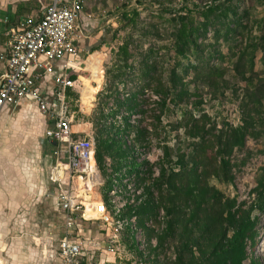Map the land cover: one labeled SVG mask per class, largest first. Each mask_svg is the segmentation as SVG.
Segmentation results:
<instances>
[{"label": "rangeland", "instance_id": "rangeland-1", "mask_svg": "<svg viewBox=\"0 0 264 264\" xmlns=\"http://www.w3.org/2000/svg\"><path fill=\"white\" fill-rule=\"evenodd\" d=\"M208 6L217 10L206 16ZM83 9L85 27L79 43L83 63L73 73L76 80L91 77L89 54L100 53L94 61L100 65L102 83L89 109L82 104V82L70 89L67 101L73 124H87L90 130L89 135L76 137L94 141L95 151L99 140H108L111 147L103 151L104 169L97 164L100 184L84 194V181L72 178L68 171L56 180V158H46L53 155V149L44 143L40 180L45 188L37 202V218L31 223V235L42 238L32 243L36 257L31 262L43 264L47 250L58 247L60 228L55 233L46 226L52 221L61 224L52 200L55 189L87 196V208H97L104 200L110 216L115 204L123 205L126 216L135 220V226L120 236V254L112 255L115 261L106 264L205 261L211 256L214 237L220 238L217 228H227L228 237L233 233L224 221L226 205L248 208L263 189L264 122L256 116L253 95L264 94V0H83ZM182 21L192 34L183 55L178 52ZM218 71L223 72L221 76ZM181 91L186 93L179 101ZM191 113H207L216 134L226 136L246 120L253 121L257 126L253 131L259 132L233 150L232 181L210 178L211 203L219 204H210L202 219L194 222L188 221L187 212L181 216L168 213L173 191L161 180L163 169L168 177L179 157L189 163L195 153L198 140L188 135L185 126ZM166 150L173 163L167 162ZM174 167V172L181 169ZM113 177L120 183L117 194L111 196ZM30 209V216L35 215L36 208ZM254 215L261 217L259 237L254 254L250 246L248 250L250 258L264 264V214L256 211ZM87 226L101 243L96 223ZM100 247L94 264H101L102 254L108 255L107 246L101 243Z\"/></svg>", "mask_w": 264, "mask_h": 264}, {"label": "built area", "instance_id": "built-area-1", "mask_svg": "<svg viewBox=\"0 0 264 264\" xmlns=\"http://www.w3.org/2000/svg\"><path fill=\"white\" fill-rule=\"evenodd\" d=\"M46 1L42 16L22 21L18 29L11 31L7 46L0 53L3 65L0 112L5 106L16 105L22 100L35 101L51 123L46 137L50 142H56V180L59 182L68 171L72 178L76 176L84 181V194H90L89 191L102 179L95 157V144L87 137L75 136L74 115L67 101V90L74 88L76 81L70 75L81 61L79 43L84 35L80 23L83 0ZM51 79L55 86L49 95L42 85ZM119 183L118 178H111V196L117 194ZM52 200L61 221L56 264H94V245L97 242L94 243L96 238L87 226L89 222L96 223L101 243L115 255L120 254L117 245L121 234L135 226V220L126 216L123 205L115 204L110 216L104 200L97 204V208H87V201H90L87 196L73 195L68 190L55 189ZM92 207L95 213L91 217Z\"/></svg>", "mask_w": 264, "mask_h": 264}, {"label": "crops", "instance_id": "crops-1", "mask_svg": "<svg viewBox=\"0 0 264 264\" xmlns=\"http://www.w3.org/2000/svg\"><path fill=\"white\" fill-rule=\"evenodd\" d=\"M46 5V0H0V53L7 46L11 31L18 29L20 23L28 17L40 18ZM84 18L83 12L82 22ZM82 22L80 23L84 28L85 23ZM82 55L81 48V61L77 63L75 72H78L79 66L83 63ZM89 55L88 63L93 67V75L91 77L81 76L75 81V87L78 82H82L81 98L84 85L88 84L95 95L102 83L100 65L95 63L97 55L101 54L94 52ZM2 66L0 62V73L3 69ZM86 78H91V81L84 83L82 79ZM93 82L97 85H92ZM54 86L55 82L51 79L42 85V89L52 95ZM84 108L89 109L85 106ZM50 126L51 123L33 100L26 99L16 105H7L0 112V264L34 263L31 262V259L36 257L32 243L40 242L42 237L31 235V223L37 218L34 217L37 215V205L39 204L37 202L41 199L40 196L45 188V184H42L40 180V171L44 169L41 159L42 155L46 153L44 143L53 149V155H46V158L55 159L56 142H50L46 137V130ZM86 126L88 125L73 124L75 136L85 133L89 135L90 130ZM32 205L36 208L35 215L33 212V216H30ZM94 213L95 209L92 207L90 216L92 217ZM46 226L55 231L59 225L52 221ZM93 236L97 239V235ZM94 246L95 257L101 247L98 242ZM57 251L58 247L57 249H48L43 264H56ZM104 252L108 254V257L102 254L101 264L115 261L112 257V255L115 257L113 252L107 249Z\"/></svg>", "mask_w": 264, "mask_h": 264}, {"label": "trees", "instance_id": "trees-1", "mask_svg": "<svg viewBox=\"0 0 264 264\" xmlns=\"http://www.w3.org/2000/svg\"><path fill=\"white\" fill-rule=\"evenodd\" d=\"M217 10L216 6H208L206 16ZM84 11H82L83 14ZM81 14V16H82ZM184 18L182 17V20ZM208 24H204L207 29ZM187 25L182 21V27L178 35V52L184 54L185 46L188 43V38L191 36ZM222 71H218L217 75H222ZM70 78L77 79L76 73H71ZM67 90V98L70 93ZM158 93L165 94L163 89H157ZM186 92L181 91L178 94V100L181 101ZM256 116L258 119H263L264 122V94L253 95ZM201 101L198 102L200 104ZM165 103H163L164 105ZM254 119V118H253ZM252 119V120H253ZM211 120L207 113L199 116L191 113L186 122V130L190 137L197 139L194 144L195 153L192 155L189 163L184 161V156L178 158L173 163L170 152L166 150L165 157L168 163H173L174 166H179L181 169L174 172V166L171 168V174L166 176V169H163L162 179H165L173 194L169 199L170 206L166 209L169 214L181 216L182 213H188V221L194 222L202 219L201 215L208 210V206L219 204V201L211 200L213 194L209 186V180L215 176L223 178L227 181H232L234 178V164L231 160V154L236 147H242L246 143L248 136L256 137L259 132H254L256 125L253 121L249 123L247 120L243 125L232 127L227 135L224 133H213L209 126ZM111 145L108 140L98 141L96 144L95 157L99 168L103 167V151H109ZM162 185V181L159 182ZM263 189L258 192V196L253 204L246 208L244 206L236 207V205H226V217L228 229H232V235L228 237L227 228H217L221 231L220 238L214 237V244L210 258L203 261H196L193 264H246L250 259V264H263L257 258H250L249 246L254 254L257 239L259 237V222L260 215L255 216V212L264 214V182L261 184ZM236 208V209H234ZM172 230V223L170 225ZM217 232V231H216Z\"/></svg>", "mask_w": 264, "mask_h": 264}, {"label": "bare ground", "instance_id": "bare-ground-1", "mask_svg": "<svg viewBox=\"0 0 264 264\" xmlns=\"http://www.w3.org/2000/svg\"><path fill=\"white\" fill-rule=\"evenodd\" d=\"M84 83H89L91 78L82 79ZM94 99V91L92 88L88 86V84L84 85V89L82 91V103L86 108L91 106V102ZM63 173V172H62ZM88 200V199H87Z\"/></svg>", "mask_w": 264, "mask_h": 264}]
</instances>
